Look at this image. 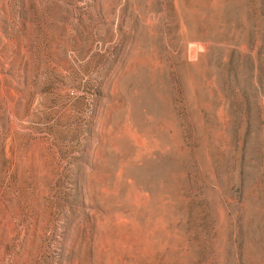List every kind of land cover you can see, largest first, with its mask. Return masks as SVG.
<instances>
[{
	"label": "rangeland",
	"instance_id": "rangeland-1",
	"mask_svg": "<svg viewBox=\"0 0 264 264\" xmlns=\"http://www.w3.org/2000/svg\"><path fill=\"white\" fill-rule=\"evenodd\" d=\"M0 264H264V0H0Z\"/></svg>",
	"mask_w": 264,
	"mask_h": 264
}]
</instances>
